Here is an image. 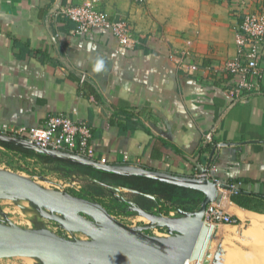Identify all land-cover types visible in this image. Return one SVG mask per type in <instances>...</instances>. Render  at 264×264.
<instances>
[{"label":"crops","instance_id":"crops-1","mask_svg":"<svg viewBox=\"0 0 264 264\" xmlns=\"http://www.w3.org/2000/svg\"><path fill=\"white\" fill-rule=\"evenodd\" d=\"M84 1L0 0V126H42L49 115L63 113L90 124L97 157L106 163L196 176L192 159L211 162L214 177L237 185L231 199L237 194L256 208L233 201L231 213L264 231V84L240 98L222 70L237 53L240 3L96 0L111 18L128 21L141 40L126 49L102 29L74 35L76 23L58 10ZM246 1L264 11V0ZM80 71L88 73L83 87Z\"/></svg>","mask_w":264,"mask_h":264},{"label":"water","instance_id":"water-1","mask_svg":"<svg viewBox=\"0 0 264 264\" xmlns=\"http://www.w3.org/2000/svg\"><path fill=\"white\" fill-rule=\"evenodd\" d=\"M0 140L45 153L62 161L90 165L118 174L147 176L192 187L204 193L197 210H181L184 216L179 217L155 213L133 203L132 209L151 220L157 219L159 223L167 225L172 235L161 237L125 225L98 201L69 194L63 199H57L51 190L43 187L36 180L17 172L0 170V192L17 191L20 195L50 210L52 217L59 222H63V219L57 214L74 218L79 222L78 225L94 237L93 239L67 238L45 228L24 229L0 223V257L45 256L58 260L57 264H186L188 259H196L203 250L210 231V227L204 224V212L207 204L217 196L216 183L206 177L211 162L203 165L198 162V158L192 159L201 173V176L197 177L143 166L103 164L68 152L44 149L19 139L0 137ZM105 185L117 188L112 184ZM82 213L99 218V222L89 223ZM189 219L191 220L183 227L172 226L174 223Z\"/></svg>","mask_w":264,"mask_h":264},{"label":"rangeland","instance_id":"rangeland-1","mask_svg":"<svg viewBox=\"0 0 264 264\" xmlns=\"http://www.w3.org/2000/svg\"><path fill=\"white\" fill-rule=\"evenodd\" d=\"M0 170L13 171L30 177L52 192L60 193L63 195V198L66 194H69L98 201L116 219L127 226L140 228V230L147 234L161 237L172 235L166 230V224L156 221L150 222L145 216L132 209L131 206L133 203H136L139 195L130 190L126 191L123 187L112 188L101 186L98 182H92L94 180L86 176H73L61 164L40 163L33 159H26L18 153H12L3 149H0ZM156 204L158 210L162 209V211H165L163 210V204ZM181 210L173 208V215L175 217L184 216ZM82 214L89 223L96 224L99 222V218L85 213ZM164 214L167 215V212ZM57 215L63 219V222L54 219L50 210L20 195L17 191L5 190L0 192L1 224L24 229L45 228L67 238H94L82 226L78 225L79 222L76 219L65 217L61 214ZM234 217L236 219L234 223L211 226L210 231L215 227V233L212 232L210 235L209 231L200 258L197 260L190 259L188 261L189 264H192V262H196V264H237L236 260L247 251L264 254L263 227L256 226L257 224L251 218L243 220L235 214ZM238 225L241 226L237 227ZM0 264L31 263L24 256L16 255L0 257ZM32 264L42 263L34 259Z\"/></svg>","mask_w":264,"mask_h":264},{"label":"built area","instance_id":"built-area-1","mask_svg":"<svg viewBox=\"0 0 264 264\" xmlns=\"http://www.w3.org/2000/svg\"><path fill=\"white\" fill-rule=\"evenodd\" d=\"M144 3L146 0H134ZM242 15L237 29V53L234 57L225 61L222 70L231 74L234 79L233 93L237 97L262 90L264 84V11L250 8L246 0H237ZM58 14L76 23L73 29L74 35L84 36L94 30L109 31L115 36L118 43L126 49H135L141 44V40L135 34L128 21L122 18H111L108 13L97 8L96 0H86L77 6H63ZM183 56H188L189 51L184 50ZM185 64V62L183 61ZM192 69L196 65L190 64ZM88 80L86 71L79 72L81 87ZM245 92V93H244ZM1 134L13 139H19L44 149L60 152H68L79 157L97 160L103 164L106 159H98L93 145V132L90 124L85 120H74L70 116L57 113L47 117L42 126H13L7 123L0 126ZM207 141H211V134L207 135ZM217 168L210 166L206 177L217 185V196L206 206L203 220L204 224L220 226L236 221L230 211L232 203L231 195L239 191L233 182H224L214 177L213 172ZM201 176V173L196 175ZM158 209L156 208V212ZM165 215L164 213L158 212ZM206 243V241H205ZM198 256V255H197Z\"/></svg>","mask_w":264,"mask_h":264},{"label":"trees","instance_id":"trees-1","mask_svg":"<svg viewBox=\"0 0 264 264\" xmlns=\"http://www.w3.org/2000/svg\"><path fill=\"white\" fill-rule=\"evenodd\" d=\"M120 118L121 117L119 116L118 120H120ZM0 144L7 148L20 151L26 155L37 156L45 163L60 164L59 162H61L63 163L62 167L66 168L69 172H76L80 175L103 182L104 184L99 183L101 186H106L105 184H112L127 188L142 197V200L144 201L139 202V204L149 211H154L153 207L156 203L163 204V210L166 212L171 211L173 208L191 211L200 207L204 198V193L202 191L192 187L178 185L142 175L118 174L111 171L101 170L90 165L74 164L67 161H61L45 153H40L20 145L1 140ZM238 193L239 191L237 194ZM148 194L155 196L156 199L150 198ZM237 194L232 196V200L235 203L249 209H256L248 202V198L238 197ZM161 211L162 209H160L159 212Z\"/></svg>","mask_w":264,"mask_h":264},{"label":"bare ground","instance_id":"bare-ground-1","mask_svg":"<svg viewBox=\"0 0 264 264\" xmlns=\"http://www.w3.org/2000/svg\"><path fill=\"white\" fill-rule=\"evenodd\" d=\"M39 183V182H38ZM54 197H56L57 199H63V195H61L60 193H55L53 192ZM28 203V202H27ZM231 204V203H230ZM142 215V214H141ZM145 216V215H142ZM147 219H149L147 216H145ZM260 219L264 220V216H261ZM189 220H184V221H180L177 223H174L172 226H177V227H183L185 224H187ZM71 221V220H70ZM150 222H158L157 219L155 220H151L149 219ZM163 222V221H162ZM68 223V222H66ZM205 247V246H203ZM202 254V251H200V253L198 254L197 258L194 260H197L198 258H200ZM24 256V255H22ZM31 264L33 263L34 259H37L40 261V263L42 264H57L58 260H54L51 259L49 257H45V256H24ZM193 260V259H192ZM188 261H190V259H188L186 261V264H189ZM237 264H264V254H260L257 252H253V251H247L246 253L242 254L238 260H236ZM96 264V263H94ZM104 264V263H102Z\"/></svg>","mask_w":264,"mask_h":264},{"label":"flooded vegetation","instance_id":"flooded-vegetation-1","mask_svg":"<svg viewBox=\"0 0 264 264\" xmlns=\"http://www.w3.org/2000/svg\"><path fill=\"white\" fill-rule=\"evenodd\" d=\"M153 212H155V213H158L159 212V210L156 212V210H154Z\"/></svg>","mask_w":264,"mask_h":264}]
</instances>
